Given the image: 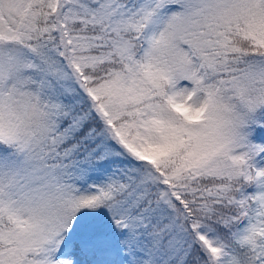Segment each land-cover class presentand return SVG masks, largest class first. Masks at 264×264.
<instances>
[{
    "label": "snow or ice",
    "instance_id": "obj_1",
    "mask_svg": "<svg viewBox=\"0 0 264 264\" xmlns=\"http://www.w3.org/2000/svg\"><path fill=\"white\" fill-rule=\"evenodd\" d=\"M0 264H264V0H0Z\"/></svg>",
    "mask_w": 264,
    "mask_h": 264
}]
</instances>
